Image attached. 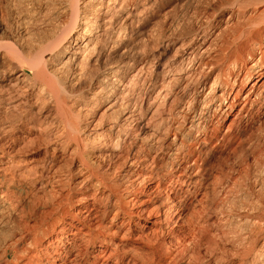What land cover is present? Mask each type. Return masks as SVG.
Here are the masks:
<instances>
[{
  "label": "bare ground",
  "instance_id": "bare-ground-1",
  "mask_svg": "<svg viewBox=\"0 0 264 264\" xmlns=\"http://www.w3.org/2000/svg\"><path fill=\"white\" fill-rule=\"evenodd\" d=\"M263 143L264 0H0V233L10 184L35 215L0 264H264V214L228 261L234 217L202 206L209 170Z\"/></svg>",
  "mask_w": 264,
  "mask_h": 264
},
{
  "label": "rangeland",
  "instance_id": "rangeland-1",
  "mask_svg": "<svg viewBox=\"0 0 264 264\" xmlns=\"http://www.w3.org/2000/svg\"><path fill=\"white\" fill-rule=\"evenodd\" d=\"M174 9L175 6L169 9V16H172ZM141 35L145 36V32L143 31L141 34H135L134 32L129 34V38L126 41L129 48V54L130 52L137 50L136 45L139 43ZM172 53L173 50L170 48L168 56L170 57ZM154 54H157L155 48L149 47L148 55L152 57L151 55ZM99 117H102V121L105 125L111 119V111L105 110L104 107H98L95 113V118ZM131 137L132 139L135 138V136ZM245 147L246 145L244 144V148ZM107 152L109 154L104 157L106 159L103 160V164H108L109 161L112 159L114 160L117 150H112L110 148L107 149ZM250 152L251 151H247L245 148L248 169L243 170V167L239 164L240 158H237L236 155L231 153L230 155H225L224 158H222V160H220L214 168L210 169L203 180L204 183L202 191L205 192V198L202 202V206L207 208V218L211 219L212 221L214 220L216 226L215 229H219L222 225L224 226L226 222L223 221H225V218L228 216L231 215L234 217L232 220H230L232 225L231 228H228L227 230L222 228L224 229V234L220 233L218 230H215V232H218V237L216 239L224 240V243L226 241V249L224 250L227 251L226 258L228 261L233 260L232 253L235 247L230 246L232 245V242L236 243L235 240H240L241 237H247L250 234L249 229L245 228V225H241L239 219L245 215L254 214L255 216H259L264 214V191H257V187L255 185L256 181L264 179V143L253 149L252 153ZM26 156L36 159L41 158L40 153L36 150L27 152ZM223 172H226V178L223 177ZM216 178L225 181V190H227L229 186H232L234 182L240 184V186L236 189L237 194L234 199H228V197L224 199L222 194L219 197L213 196L212 193L216 186ZM20 186L21 185L15 184H10L8 186L9 189L13 190L14 196H12V199L11 197H7L5 201L10 202V220H14V223L10 225V230L8 232L0 233V240H16L19 236V233L23 231L24 222L30 224L32 218L35 216L30 199L19 190ZM6 187L7 184H1L0 190L2 189L6 191ZM252 208L253 210H251ZM3 214L6 215V213ZM15 223H17V226H15ZM187 232L188 230L186 229L185 233ZM262 233L264 234V227L262 229ZM241 247L242 245H239L237 251L234 249L236 254H241ZM214 251L218 254L220 253L219 251ZM208 255L209 254L205 255L206 261L209 258Z\"/></svg>",
  "mask_w": 264,
  "mask_h": 264
}]
</instances>
